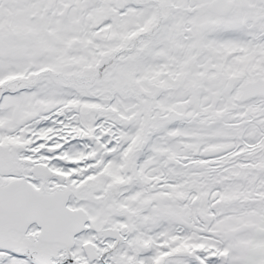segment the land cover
Returning <instances> with one entry per match:
<instances>
[{
  "label": "snow or ice",
  "instance_id": "1",
  "mask_svg": "<svg viewBox=\"0 0 264 264\" xmlns=\"http://www.w3.org/2000/svg\"><path fill=\"white\" fill-rule=\"evenodd\" d=\"M0 264H264V0H0Z\"/></svg>",
  "mask_w": 264,
  "mask_h": 264
}]
</instances>
